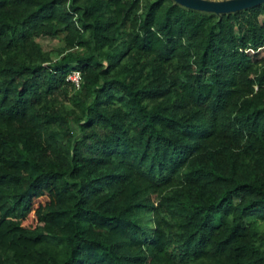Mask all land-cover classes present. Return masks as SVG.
<instances>
[{
  "label": "trees",
  "instance_id": "1",
  "mask_svg": "<svg viewBox=\"0 0 264 264\" xmlns=\"http://www.w3.org/2000/svg\"><path fill=\"white\" fill-rule=\"evenodd\" d=\"M261 15L0 0V264H264Z\"/></svg>",
  "mask_w": 264,
  "mask_h": 264
},
{
  "label": "rangeland",
  "instance_id": "2",
  "mask_svg": "<svg viewBox=\"0 0 264 264\" xmlns=\"http://www.w3.org/2000/svg\"><path fill=\"white\" fill-rule=\"evenodd\" d=\"M213 14L219 15L216 13H213ZM258 19L264 20V15L259 16ZM63 35H64L63 33H59L56 36H37L34 38V40L39 44L41 51L47 52L49 54L48 56L50 57L51 62L59 59L64 54L65 49L63 47L65 44L63 41ZM259 49H260L259 50L260 53L264 54V45L262 47H260ZM139 61H141V60H139ZM43 64H47V63H43ZM262 69H264V62L262 63ZM146 70L147 69L142 70V74H144L146 72ZM78 89H79V86L78 87L68 86V87H66L65 91L61 90L58 92H54V95H55L59 105H63V106L69 105L70 98L72 97L71 95H76L78 92ZM71 107L73 108L75 113L78 112L77 108L74 105H72ZM74 116H75L74 113H69V117H74ZM69 133H70V135H73L74 138H78L79 133H80V131L76 128V123L73 120L69 121ZM51 157H52L51 152H48L44 156H42L41 159L47 160V159H51ZM168 190H169V188H166L165 190H162V191L156 190L154 192L147 193L143 199L147 200V202L154 207L156 201L162 195H164V193L167 192ZM153 217L154 216L149 214V213L141 215L142 222L145 223L149 227H151L152 225L154 226V223H152Z\"/></svg>",
  "mask_w": 264,
  "mask_h": 264
},
{
  "label": "water",
  "instance_id": "3",
  "mask_svg": "<svg viewBox=\"0 0 264 264\" xmlns=\"http://www.w3.org/2000/svg\"><path fill=\"white\" fill-rule=\"evenodd\" d=\"M175 3L199 11L223 14L242 10L264 2V0H173Z\"/></svg>",
  "mask_w": 264,
  "mask_h": 264
},
{
  "label": "built area",
  "instance_id": "4",
  "mask_svg": "<svg viewBox=\"0 0 264 264\" xmlns=\"http://www.w3.org/2000/svg\"><path fill=\"white\" fill-rule=\"evenodd\" d=\"M65 80L72 84V86L78 87L80 82V74L76 70H72L66 74Z\"/></svg>",
  "mask_w": 264,
  "mask_h": 264
}]
</instances>
